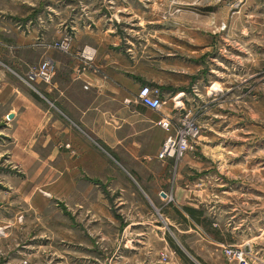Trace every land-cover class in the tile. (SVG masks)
Segmentation results:
<instances>
[{
	"label": "rangeland",
	"instance_id": "obj_1",
	"mask_svg": "<svg viewBox=\"0 0 264 264\" xmlns=\"http://www.w3.org/2000/svg\"><path fill=\"white\" fill-rule=\"evenodd\" d=\"M75 23L135 56L177 116L199 125L198 144L170 159L168 209L157 205L143 243L128 207H101V188L21 189L23 170L0 154V264H238L224 248L264 264V0H0V71L28 86L17 33L54 32V47ZM8 140L0 124V152Z\"/></svg>",
	"mask_w": 264,
	"mask_h": 264
},
{
	"label": "crops",
	"instance_id": "obj_2",
	"mask_svg": "<svg viewBox=\"0 0 264 264\" xmlns=\"http://www.w3.org/2000/svg\"><path fill=\"white\" fill-rule=\"evenodd\" d=\"M70 28L73 36L65 53L48 45L54 32L35 33L33 41L17 33L21 61L36 65L47 57L56 70L51 83H38L36 90L0 71V124L9 137L0 154L7 152L23 170L21 189L101 188V207H128L130 225L141 229L134 234L136 242H142L149 232L141 227L152 226L157 205L168 209L162 191L170 184V159H157L167 133L155 122L161 114L175 115V108L162 96L159 111L136 100L138 79L149 82V76L132 66L135 56L111 47L115 41L107 33L101 38V29L93 33L90 24ZM32 48L34 59L27 56ZM85 48L92 50L91 60L81 56ZM146 84L154 86L152 81ZM82 174H87L88 185L80 181ZM155 233L161 245L170 243L163 232Z\"/></svg>",
	"mask_w": 264,
	"mask_h": 264
},
{
	"label": "built area",
	"instance_id": "obj_3",
	"mask_svg": "<svg viewBox=\"0 0 264 264\" xmlns=\"http://www.w3.org/2000/svg\"><path fill=\"white\" fill-rule=\"evenodd\" d=\"M71 38H64L54 43V47L61 51H69ZM81 56L86 60L92 59L91 49H82ZM55 63L50 58H44L36 65H32L26 71L24 82L36 90L38 83H51L55 75ZM136 100L143 106L159 111L163 106V100L157 87L147 84L140 86L136 95ZM126 102H129L126 99ZM175 116L163 115L156 120L155 124L162 128L166 133V137L162 141L157 153V159H181L185 154L196 148L200 137L199 125L191 121L188 114H180L177 116V105H175ZM68 146V145H67ZM225 255L228 258L236 259L238 264H245L244 255L240 251L224 248Z\"/></svg>",
	"mask_w": 264,
	"mask_h": 264
},
{
	"label": "trees",
	"instance_id": "obj_4",
	"mask_svg": "<svg viewBox=\"0 0 264 264\" xmlns=\"http://www.w3.org/2000/svg\"><path fill=\"white\" fill-rule=\"evenodd\" d=\"M183 210H184L189 216H191L192 218H194L195 220H198V219H199V217H197V216L195 215V213H198V214L202 215L201 211L196 210V209H193V208H191V207H184ZM171 244H172V242H171ZM172 246L174 247L173 244H172ZM174 248H175V247H174ZM175 250L177 251V253H178L182 258H185V257L183 256V254H182L178 249L175 248Z\"/></svg>",
	"mask_w": 264,
	"mask_h": 264
},
{
	"label": "water",
	"instance_id": "obj_5",
	"mask_svg": "<svg viewBox=\"0 0 264 264\" xmlns=\"http://www.w3.org/2000/svg\"><path fill=\"white\" fill-rule=\"evenodd\" d=\"M10 117H11V115H10ZM162 194H164V193H162Z\"/></svg>",
	"mask_w": 264,
	"mask_h": 264
}]
</instances>
